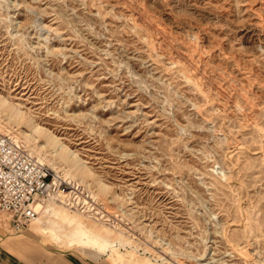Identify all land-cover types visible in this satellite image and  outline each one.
Wrapping results in <instances>:
<instances>
[{
    "label": "rangeland",
    "instance_id": "374dc122",
    "mask_svg": "<svg viewBox=\"0 0 264 264\" xmlns=\"http://www.w3.org/2000/svg\"><path fill=\"white\" fill-rule=\"evenodd\" d=\"M0 100L41 128L1 132L111 216L41 222L106 231L115 264H264V0H0Z\"/></svg>",
    "mask_w": 264,
    "mask_h": 264
},
{
    "label": "built area",
    "instance_id": "2783aa9c",
    "mask_svg": "<svg viewBox=\"0 0 264 264\" xmlns=\"http://www.w3.org/2000/svg\"><path fill=\"white\" fill-rule=\"evenodd\" d=\"M52 202L99 223L111 220L90 187L40 163L23 144L0 131V213L9 216L8 225L21 231Z\"/></svg>",
    "mask_w": 264,
    "mask_h": 264
},
{
    "label": "crops",
    "instance_id": "0c3cea01",
    "mask_svg": "<svg viewBox=\"0 0 264 264\" xmlns=\"http://www.w3.org/2000/svg\"><path fill=\"white\" fill-rule=\"evenodd\" d=\"M40 218L31 226L29 225L30 227H25L20 232H16L8 225L10 222L7 218L5 220L1 218L0 264H96L92 261H83L78 253L83 251H91L100 256H106L105 263L115 264L110 255L114 245L108 246V248L112 247L108 249L99 242L75 241L76 244H73L72 241L65 239L60 231L61 227L67 225V223L63 225L56 218H52L53 220L49 218V220L46 219L41 222ZM41 226L47 230V236H41L34 231ZM27 230L28 237L19 238L18 234H24ZM78 236L81 235L78 234ZM52 246L60 250H50L49 248ZM119 247L121 246L116 245L115 248Z\"/></svg>",
    "mask_w": 264,
    "mask_h": 264
},
{
    "label": "bare ground",
    "instance_id": "6f19581e",
    "mask_svg": "<svg viewBox=\"0 0 264 264\" xmlns=\"http://www.w3.org/2000/svg\"><path fill=\"white\" fill-rule=\"evenodd\" d=\"M0 112H5L6 114H8V121L9 123L10 122H17V123H21V122H27L28 126L33 129V130H40L41 131V128L40 127H37L35 125H33V123L31 121H29L25 115L24 112H22L19 108L17 107H11L9 105V103L6 101V100H0ZM7 123H5L1 118H0V131H3L5 134H7L8 130L7 128H4V125H6ZM7 127V126H5ZM12 129V128H10ZM39 131V132H40ZM2 133V132H1ZM4 134V135H5ZM10 137V136H9ZM11 138V137H10ZM13 139L14 142H16L17 144H20V142L14 138H11ZM58 143V146L60 147V151L62 152H66L67 153V150L65 149V147L60 144L59 142H56ZM34 156V155H33ZM71 157V160H72V163L70 164V167L71 169L75 170L76 171V177L80 178L81 179V176L86 172L88 171L87 167L83 164V162L81 161V159H79V157L75 154L72 153V155H70ZM40 163L42 164H46L42 159L40 158H37L35 157ZM63 161H65L66 163L67 160H64L62 159ZM47 165V164H46ZM60 173V172H59ZM65 176V175H64ZM67 179H70L68 178L67 176H65ZM54 204H57L56 202H53ZM46 208L43 207V209ZM3 216H7L8 217V220L10 222V218L8 215L6 214H3V213H0V219L3 217ZM38 219L35 221L37 222ZM77 220L75 219H68V224L65 225V227H61L60 231H67V233L71 234L73 237H75L78 241L81 242V239H82V235L81 236H78L77 234V231L73 232L72 230V227H74V224H75V227H77V223H75ZM35 222H33L32 224H34ZM31 224V225H32ZM60 224V223H59ZM77 224V225H76ZM30 225V226H31ZM29 226V227H30ZM80 228V227H78ZM83 229V228H81ZM38 234L40 235H47L46 233V230L41 227L37 228L35 230ZM17 232V231H16ZM20 232V231H18ZM89 232L97 237V240H102L104 242V244H107V246H110L112 245L111 242H109L108 240H111L113 238V236L109 233H107L106 231L102 230V229H96V228H93V227H89ZM67 233H65L63 235V237L67 238L68 240L72 241L73 244H76L75 240H73ZM111 233V232H110ZM108 242V243H107Z\"/></svg>",
    "mask_w": 264,
    "mask_h": 264
}]
</instances>
